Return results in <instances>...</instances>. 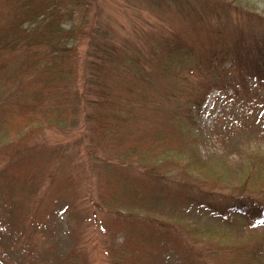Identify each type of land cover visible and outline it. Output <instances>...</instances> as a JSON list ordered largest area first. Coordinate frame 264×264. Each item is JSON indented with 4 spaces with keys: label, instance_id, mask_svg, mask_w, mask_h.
<instances>
[{
    "label": "rangeland",
    "instance_id": "374dc122",
    "mask_svg": "<svg viewBox=\"0 0 264 264\" xmlns=\"http://www.w3.org/2000/svg\"><path fill=\"white\" fill-rule=\"evenodd\" d=\"M8 1L0 0V4ZM85 2L67 6L75 8L77 23L81 13L88 14V24L82 30H87L90 21L102 25V32L121 46L140 52V61L148 71L154 68L153 58L163 50L166 35L171 36L175 28L188 26L209 32V43L197 46L201 56L215 42L212 30L242 38L234 47L240 53L238 63L232 60L233 43L223 64L225 73L236 77L239 93L229 83L222 90L214 86L211 74L194 73L181 95L183 99H200L208 92L202 105L193 104L195 121L184 125L188 131L180 144L188 152L197 148L214 169L225 168L229 181L213 187L195 179L197 176H191L180 164L124 158L112 151V141L102 139L98 119L86 118L81 109H67L68 120L61 126L35 127L24 138L15 134L16 138L0 144V264H264V218L224 207L231 200L229 192L242 167L252 158L264 163V63L258 70L264 57L252 48L254 42L261 46L264 41V0L207 2L200 19L191 9L183 18L175 10L152 13L153 6L147 0ZM7 32L6 23H0V37ZM86 47L82 39L74 63L73 80L78 84L84 79ZM4 72L0 100L5 108H0V119L12 118L20 124L16 123L21 121L20 114L39 105H22L20 98L14 97L17 82L7 78L11 68ZM176 99L168 101V108L174 107ZM51 151L53 156L61 153L62 165L57 158L46 163ZM29 152L36 154V161L45 163L48 169L44 173L52 174L55 183L60 178L61 183L70 180L66 188L72 197L62 196L50 204L48 196L56 191L53 186L45 183L26 188L22 175L8 170L17 157ZM110 166H118L124 176L132 173L144 178L141 188L148 190L145 203L127 197L122 203H107L101 209L95 205L103 203ZM147 168L168 175L149 180L150 175L144 173ZM185 177L191 191H198L195 182L209 189V198L221 211L178 197L185 190ZM156 195L168 197V205L163 204L165 200L156 203Z\"/></svg>",
    "mask_w": 264,
    "mask_h": 264
},
{
    "label": "trees",
    "instance_id": "16d2710c",
    "mask_svg": "<svg viewBox=\"0 0 264 264\" xmlns=\"http://www.w3.org/2000/svg\"><path fill=\"white\" fill-rule=\"evenodd\" d=\"M83 1L87 4L90 0H11L0 4V23H6L8 27V32L0 37V78L5 74L4 70L11 68L7 78H14L17 82L13 88L14 97L18 96L22 105H39L38 109L30 108L21 113V121L16 122L20 124H15L12 118L0 119V144L16 138L15 134L24 138L35 127L61 126L68 120L67 109H81L86 112V118L94 116L98 119L102 131L100 136L112 141L114 153L123 154L124 158L137 157L144 162L161 160L158 165L166 162L180 164L191 176L196 175L194 178L199 181L213 187L226 185L229 174L225 168L222 171L214 169L210 160L204 159L197 148L188 152L180 144L184 132L188 131L184 125L186 122L194 124L195 121L193 104L202 105L208 92L200 99H183L181 95L187 84L191 83L189 78L194 73L211 74L214 86L222 90L229 85L239 93L241 90L236 84V77H230V72L226 74L227 68L223 64L233 43L232 60L238 63L240 53L234 47L242 38L227 35L224 30H212L215 42L207 50L208 53L206 51L201 56L197 53V46L209 43V32L188 26L175 28L171 36L166 35L163 50L155 56V60L153 58L154 68L148 71L140 61L141 53L130 46H121L113 36L102 32V25L90 21L87 30H82L88 24V14L81 13L80 22L77 23L75 8L67 6L71 2L81 5ZM218 1L147 0L150 7L153 6L150 8L152 13L175 10L183 18L191 9L199 19L205 12L203 7L207 2L213 5ZM199 7H202L201 11ZM82 39L87 45V62L84 79L78 84L73 80L74 63ZM252 48L264 57L263 40L261 46H255L254 42ZM263 63L264 60L259 63L258 70ZM222 75L226 77L221 78ZM216 76L218 79L215 82ZM175 97L176 104L168 108L171 107L168 101ZM0 108H5L2 100ZM30 153L17 157L15 163L7 166L8 170L22 175L26 188H38L45 183L53 186L56 191L48 196L50 204L57 203L62 196L72 197L71 190L66 188L70 186V180L61 183L60 178L55 183L52 174L44 173L48 169L45 163L36 161V154ZM50 153L46 163L50 158H57L62 165L61 153L57 151L56 156L52 151ZM37 169L38 174H35ZM241 170L243 172L229 192V206L225 203L224 207L264 218V163L252 158ZM106 173L108 177L103 186V203L95 204L99 209L107 203H122L127 197L140 204L146 202L148 190L141 188V184L146 182L144 178L132 173L124 176L118 166H110ZM144 173L150 175L149 180L161 176L155 169L147 168ZM119 177L123 178L118 181ZM183 180L185 190L178 197L191 204L198 203L210 210L221 211L220 205L212 203L213 200L209 198V189L195 182L199 188L193 192L189 179L185 177ZM150 187L154 189V185ZM155 199L159 204L163 200L167 201L163 204L169 203L168 197L163 199L156 195Z\"/></svg>",
    "mask_w": 264,
    "mask_h": 264
}]
</instances>
